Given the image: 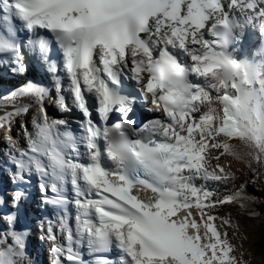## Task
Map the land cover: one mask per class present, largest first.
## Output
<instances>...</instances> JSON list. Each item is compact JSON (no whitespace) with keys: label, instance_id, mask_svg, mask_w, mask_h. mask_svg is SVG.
I'll use <instances>...</instances> for the list:
<instances>
[{"label":"snow or ice","instance_id":"1","mask_svg":"<svg viewBox=\"0 0 264 264\" xmlns=\"http://www.w3.org/2000/svg\"><path fill=\"white\" fill-rule=\"evenodd\" d=\"M246 25L264 41V0H0V65L22 74L26 56L36 57L54 77L56 107L80 115L77 135L67 120L48 115L51 89L35 80L9 94L37 106L31 130L19 123L16 137H7L8 154L12 183L29 184L37 175L43 202L60 214L63 242L52 221L46 230L54 264L64 253L69 264H83L77 251L83 248L95 264H113L102 255L113 249L121 264H238L213 209L243 200V185L216 196L195 181L229 178L219 163L209 170L210 158L228 153L251 165L264 157V46L240 55ZM27 112L13 105L0 114V127L10 131ZM21 136L26 147L19 146ZM230 138L244 141L248 152H238ZM210 148L223 151L210 156ZM105 154L114 167L104 163ZM24 195L14 191L11 208L0 197L2 240L12 237L0 249V264H19L26 247L13 211ZM192 207L200 211L203 236L189 219Z\"/></svg>","mask_w":264,"mask_h":264},{"label":"rangeland","instance_id":"2","mask_svg":"<svg viewBox=\"0 0 264 264\" xmlns=\"http://www.w3.org/2000/svg\"><path fill=\"white\" fill-rule=\"evenodd\" d=\"M223 150L219 151L220 153ZM208 154L210 156H217L218 153H211L208 150ZM209 163L211 162H223L226 164L225 170L229 167H232V171L229 169V172H233L229 183L226 185H216L214 186L218 193L216 196H223L224 194H229L227 191L231 190V193H235L237 189H240L243 183L246 180V175L248 173L247 165H244L242 162L236 160L232 155L225 153L224 155H220L219 160L216 159H208ZM252 175L254 173L252 172ZM245 197L243 200L237 199L231 203H225L222 205H217L221 207L220 212L218 213L219 219L228 221L229 224V240L231 242L234 249L233 252L238 255L242 252V254L246 257L248 264H264V216H258L255 214L253 209L255 208L257 212V206L254 202V206L252 207L253 201L251 197L247 196L243 193ZM264 205V202H263ZM252 213V214H250ZM262 217V218H261ZM202 232V236L206 231L205 227L200 230ZM239 257V255H238ZM237 261H240L236 258ZM243 261V260H242ZM238 262L239 264H244V262Z\"/></svg>","mask_w":264,"mask_h":264},{"label":"bare ground","instance_id":"3","mask_svg":"<svg viewBox=\"0 0 264 264\" xmlns=\"http://www.w3.org/2000/svg\"><path fill=\"white\" fill-rule=\"evenodd\" d=\"M249 47L251 48L249 51H248V53H247V55H249L250 53H254V52H258V50L260 49V48H256V49H254L255 48V46L253 45V44H249ZM54 57V56H53ZM258 60L260 59V56L259 55H257V57H256ZM58 61V60H57ZM60 74H62L63 75V72H60L59 73V75ZM21 101H23L24 102V105L25 106H28L27 105V100H21ZM4 102L5 103H7V100H4ZM17 106V105H16ZM215 106V105H214ZM5 108H9V104L8 105H6L5 104ZM1 159V158H0ZM210 164V163H209ZM216 166V165H215ZM214 166V167H215ZM23 209H24V215H25V213L27 212V210H26V208L25 207H23ZM192 209H194L195 211H196V216H194L193 215V218L196 220V222L197 223H199V225L200 226H198V228H203V226H204V224H203V222H202V219H201V214H200V211L197 209V208H195V207H192ZM191 211H193V210H191ZM214 211V210H213ZM4 218V215L3 214H1V217H0V219H1V227H2V229H3V231H5V228H6V222H5V220L3 219ZM221 221H222V225H224L226 228L224 229V230H226L227 232H228V229L230 228L229 227V224H225V223H223V221L224 220H222L221 219ZM217 220L215 219V221H214V225H215V227H217ZM26 236H27V239H28V241L31 243V241H32V239L34 238V235H35V230H34V226H33V224H29L28 225V227L26 228ZM201 234V233H200ZM201 236H202V234H201ZM227 236H229V233H227ZM8 240H10V239H8ZM7 240V241H8ZM27 241V240H26ZM47 242V241H46ZM35 246L38 248V249H41L42 248V246L41 245H39V243H35ZM1 247H2V249L3 248H5V247H7V245L6 244H2L1 245ZM29 257V255H27V258ZM39 261L38 262H35L34 260H31V262H29V264H47L46 263V261L43 259V256L42 255H39ZM42 260H44V263H42Z\"/></svg>","mask_w":264,"mask_h":264},{"label":"trees","instance_id":"4","mask_svg":"<svg viewBox=\"0 0 264 264\" xmlns=\"http://www.w3.org/2000/svg\"><path fill=\"white\" fill-rule=\"evenodd\" d=\"M255 185H257V183H254ZM261 194L263 195L264 193V189H258ZM262 199L264 200V197H262ZM261 202H264L261 200ZM258 209V213L263 217L264 216V205L261 203L260 205L257 206Z\"/></svg>","mask_w":264,"mask_h":264}]
</instances>
